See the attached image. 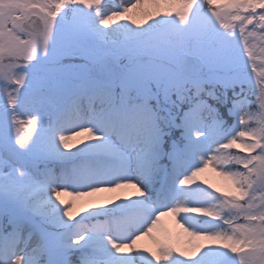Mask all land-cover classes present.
Segmentation results:
<instances>
[{
    "label": "snow or ice",
    "instance_id": "1",
    "mask_svg": "<svg viewBox=\"0 0 264 264\" xmlns=\"http://www.w3.org/2000/svg\"><path fill=\"white\" fill-rule=\"evenodd\" d=\"M0 264H264V0H0Z\"/></svg>",
    "mask_w": 264,
    "mask_h": 264
},
{
    "label": "rangeland",
    "instance_id": "2",
    "mask_svg": "<svg viewBox=\"0 0 264 264\" xmlns=\"http://www.w3.org/2000/svg\"><path fill=\"white\" fill-rule=\"evenodd\" d=\"M203 178H206V179H208V180L211 181V182H215V181H218V180H219V178L216 177L215 174H214V173H211L210 171L207 172V173H205ZM165 223H166L169 227L172 226V225H171V220H170V218H166V219H165Z\"/></svg>",
    "mask_w": 264,
    "mask_h": 264
}]
</instances>
